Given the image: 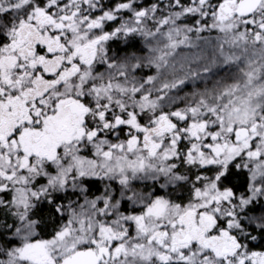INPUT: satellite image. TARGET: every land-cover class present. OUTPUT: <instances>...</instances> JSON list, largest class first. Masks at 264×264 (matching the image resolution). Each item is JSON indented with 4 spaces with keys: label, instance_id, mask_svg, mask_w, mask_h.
I'll list each match as a JSON object with an SVG mask.
<instances>
[{
    "label": "snow or ice",
    "instance_id": "6c2138e0",
    "mask_svg": "<svg viewBox=\"0 0 264 264\" xmlns=\"http://www.w3.org/2000/svg\"><path fill=\"white\" fill-rule=\"evenodd\" d=\"M0 264H264V0H0Z\"/></svg>",
    "mask_w": 264,
    "mask_h": 264
}]
</instances>
